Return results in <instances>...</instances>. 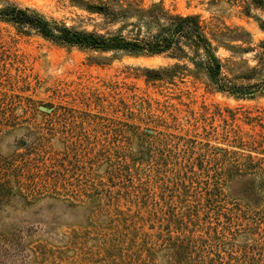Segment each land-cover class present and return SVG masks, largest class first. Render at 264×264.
I'll use <instances>...</instances> for the list:
<instances>
[{"label":"rangeland","instance_id":"374dc122","mask_svg":"<svg viewBox=\"0 0 264 264\" xmlns=\"http://www.w3.org/2000/svg\"><path fill=\"white\" fill-rule=\"evenodd\" d=\"M134 2L197 15L221 63L103 51L0 17V264H264V6L0 0L132 35ZM234 85L222 88L217 83Z\"/></svg>","mask_w":264,"mask_h":264},{"label":"trees","instance_id":"16d2710c","mask_svg":"<svg viewBox=\"0 0 264 264\" xmlns=\"http://www.w3.org/2000/svg\"><path fill=\"white\" fill-rule=\"evenodd\" d=\"M264 6V0H253ZM98 13L115 19L123 15H136V23L144 25V33L136 24H132L134 33L124 35L116 32L108 35L94 31H81L66 25H52L37 13H29L26 8L10 5L0 9V17L7 18L19 25L33 27L48 38L72 45L90 47L103 51L123 50L133 53L167 54L173 57L186 54L191 49L193 57H202L199 65L205 67L210 75L217 79L221 63L214 53L212 37L204 22L197 15H170L159 7L141 9L138 4L129 2L120 11L112 10L108 5H97ZM219 87L233 89L218 82Z\"/></svg>","mask_w":264,"mask_h":264}]
</instances>
